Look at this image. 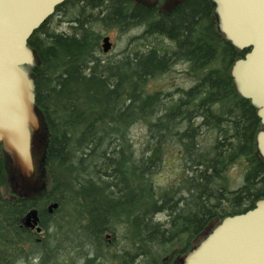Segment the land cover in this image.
I'll list each match as a JSON object with an SVG mask.
<instances>
[{
  "label": "trees",
  "instance_id": "1",
  "mask_svg": "<svg viewBox=\"0 0 264 264\" xmlns=\"http://www.w3.org/2000/svg\"><path fill=\"white\" fill-rule=\"evenodd\" d=\"M214 9L207 0L161 14L136 0H66L33 34L46 139L38 175L46 174L50 187L31 199H5L10 161L0 143V264H175L224 218L264 199L257 147L264 127L232 77L247 51L231 44L216 51L206 37ZM58 15L71 32L51 27ZM110 27L143 30L117 61L100 56ZM160 36L177 51L162 54L154 42ZM174 59L189 63L194 81L181 105L149 89ZM138 125L148 133L140 152L130 135ZM240 161L244 181L232 189L228 173ZM165 164L178 165L176 180L159 185ZM53 203L59 208L49 214ZM32 209L40 212V233L23 226Z\"/></svg>",
  "mask_w": 264,
  "mask_h": 264
},
{
  "label": "water",
  "instance_id": "2",
  "mask_svg": "<svg viewBox=\"0 0 264 264\" xmlns=\"http://www.w3.org/2000/svg\"><path fill=\"white\" fill-rule=\"evenodd\" d=\"M66 0H0V143L12 164L13 192L22 196L42 192L37 180L35 150L38 137L45 138L43 119L36 107V82L32 68L37 61L29 47L33 34ZM220 31L238 51L232 77L238 93L258 109L264 127V0H212ZM113 44L102 40L107 54ZM38 145V144H37ZM264 159V129L257 137ZM27 186V187H26ZM59 208L49 206V213ZM39 224L37 209L29 211L23 226ZM41 228H37L40 233ZM179 264H264V199L255 208L228 216Z\"/></svg>",
  "mask_w": 264,
  "mask_h": 264
},
{
  "label": "rangeland",
  "instance_id": "3",
  "mask_svg": "<svg viewBox=\"0 0 264 264\" xmlns=\"http://www.w3.org/2000/svg\"><path fill=\"white\" fill-rule=\"evenodd\" d=\"M150 0H136L138 3L145 4L146 2L148 3ZM160 5L157 7L161 11H167L173 7V2L174 0H158ZM153 2V1H152ZM149 2V3H152ZM212 16H216V11L215 14ZM60 16L58 15L56 18L53 19L52 22V28L55 29L57 32H71V26L70 23L67 21H63L62 23H59ZM212 18V17H211ZM143 32L141 27H135L132 28L131 30L128 31H119L115 29L114 27H110L107 30L103 31L104 36H108L111 40V43L113 44V50L111 53L112 57H105V55L102 53L100 56L102 59H105L107 61H110L109 59H116L119 54H124L126 50L131 46L130 42L131 40L133 41V38L139 36ZM153 41V39H152ZM170 40L166 37H158L154 42L155 44L159 47L160 51L162 54H168L172 55V46ZM113 61V60H112ZM186 67L183 66H178V67H172L171 71H168L167 73L164 74H159L157 75L156 78L152 79L151 82L149 83V89L153 92L156 91H162L164 93L172 94L177 88L179 87H185V88H190V86H193L194 81L191 77H188L185 74H180L182 70H185ZM169 98V96L167 97ZM132 141L135 144V148L139 150L143 149L146 141L148 140V133L145 130V127L138 125L135 126L132 131L130 132ZM45 143L46 139L43 137H38L37 139V144H36V150H35V158H36V163L38 165V170L41 169V162L43 160V155L45 152ZM172 163V162H171ZM178 165H163L160 170L157 173V182L159 185H164L168 184L170 182H174V178L176 175V172L178 170ZM246 171V166L244 161H240L236 165H234L229 173L228 176L230 178V184L232 189H237L240 187L244 181V174ZM7 182L10 183V186L12 185V177L14 176L12 164L8 166L7 169ZM43 176L42 179L40 180L38 189L40 191H46L50 187V180H48V176L46 174L39 175ZM10 191H13V187H10ZM160 219L164 220V215L159 216ZM212 228V227H211ZM179 261L175 264H179ZM79 264H84V260H80Z\"/></svg>",
  "mask_w": 264,
  "mask_h": 264
},
{
  "label": "flooded vegetation",
  "instance_id": "4",
  "mask_svg": "<svg viewBox=\"0 0 264 264\" xmlns=\"http://www.w3.org/2000/svg\"><path fill=\"white\" fill-rule=\"evenodd\" d=\"M141 1H143V0H141ZM153 1V2H152ZM185 1H187V0H174V2H173V7L171 8V9H169V10H167V11H165V12H172L174 9H176L177 8V6L179 5V4H181V3H183V2H185ZM209 3H213L212 2V0H207ZM149 2H152V3H149ZM148 3L150 4V5H152V7H156V8H158L157 6L159 5V1L158 0H150ZM142 4V3H141ZM214 6V5H213ZM158 10H159V8H158ZM163 11H161V10H159V14H161ZM213 12H215V9L213 10ZM144 28V27H143ZM212 28L213 29H211V31H210V33L206 36L208 39H211V40H214L215 39V41H216V44H217V48H216V51L217 52H221L222 51V47H223V44H231L229 41H227L226 39H225V35L220 31V28H219V22H218V18H216V16H212ZM105 36H103V38H104ZM103 40V39H102ZM170 41L169 42H171V46H172V51H173V53L174 52H176L177 51V49H178V47H177V43L176 42H173L171 39H169ZM232 45V44H231ZM233 46V45H232ZM234 47V46H233ZM113 48L114 47H112V50H113ZM235 48V47H234ZM236 49V48H235ZM101 50H102V48H101ZM112 50L109 52V53H107V54H104L103 52V54L105 55V57L107 58V57H112L111 56V53H112ZM123 53L122 54H119V56L116 58V59H109L110 61H117V60H120L122 57H123ZM172 63H173V68L174 67H178V66H183V67H186V69L185 70H182V72H180V74H185V75H187L188 77H190V75H189V73H188V71H189V63L188 62H186V61H183V60H180V59H174V60H172ZM236 63V62H235ZM234 63V64H235ZM234 66V65H233ZM233 66H232V68H233ZM172 67H171V69H172ZM187 90V88H185V87H179V88H177L172 94L170 93L169 94V100H171V101H173V102H176V103H178V104H180L181 105V103H182V101H185V100H187V98L185 97V94H183L182 92H184V91H186ZM189 115V114H188ZM184 118L185 117H187V115L185 114L184 116H183ZM189 117H190V119H191V121H190V123H192V118H191V116L189 115ZM182 118V117H181ZM195 120L193 121L196 125H199V124H201L202 123V121H203V119L201 118V117H195L194 118ZM43 177V176H42ZM42 177L41 176H38L37 177V180L35 181V185H34V188H36L37 187V185H39V183H40V180L42 179ZM11 187V186H10ZM27 187V186H26ZM45 192V191H44ZM44 192H38V191H35V192H33V193H30L29 195H27V192H25V194H23L22 196H20V195H18V193H14L13 191H10V189L9 190H6L3 194H4V196L6 197L5 199H7V200H9V201H16V200H18V199H21V198H23V199H25V200H27V199H31L32 197H34L35 195V197H37V196H41V195H43L44 194ZM48 211H49V207H48ZM39 212V211H38ZM49 214H51V213H49ZM53 214V213H52ZM40 219H41V217H40V212H39V224L36 226L37 228H39L40 226ZM28 228V229H30V230H32V231H37V228ZM27 228V227H26ZM37 233H39L38 231H37Z\"/></svg>",
  "mask_w": 264,
  "mask_h": 264
},
{
  "label": "bare ground",
  "instance_id": "5",
  "mask_svg": "<svg viewBox=\"0 0 264 264\" xmlns=\"http://www.w3.org/2000/svg\"><path fill=\"white\" fill-rule=\"evenodd\" d=\"M37 228V227H36Z\"/></svg>",
  "mask_w": 264,
  "mask_h": 264
}]
</instances>
